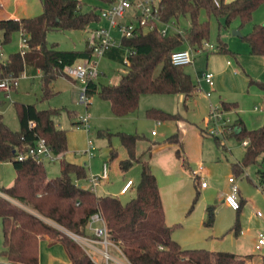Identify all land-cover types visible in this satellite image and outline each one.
<instances>
[{
	"label": "trees",
	"instance_id": "obj_1",
	"mask_svg": "<svg viewBox=\"0 0 264 264\" xmlns=\"http://www.w3.org/2000/svg\"><path fill=\"white\" fill-rule=\"evenodd\" d=\"M101 3L110 0H99ZM159 0V15L165 22H173L180 27V18L187 19L188 25L182 33H169L161 36L156 30L141 32L133 37H123L118 47L105 52L110 59L123 62L126 56L127 71L113 84H98L90 81L86 85L89 95L98 93L110 103L116 116H124L138 106L143 93H173L184 98L192 97L197 91L193 81L182 65L170 61L171 52L190 47L203 50V42L209 37V18L223 19V27L234 20L242 27L251 20L253 11L264 0ZM39 14L20 18L0 19V46L10 41L14 32L26 34L28 48L24 54L19 50L9 53L5 59L0 57V80L17 77L22 73L34 75L40 71L41 95L47 98L53 91L50 84L57 76L74 79L64 71L65 66L89 58L91 51L83 49H60L57 44L47 45L46 36L51 30H84L100 19V6L82 9L81 0H41ZM205 13L206 19H201ZM247 43L249 53L264 56V24H254L250 31L241 35ZM219 53H231L226 42L219 41ZM255 82L264 91V82ZM15 88V87H12ZM19 128L11 129L0 113V162H11L15 177L10 186L0 191L19 202L0 200V220L2 232L1 254L12 264H38L39 240L47 238L50 243L59 242L71 264H98L85 249L64 230L85 237L99 238L89 230L91 214L99 212L103 218L107 240L116 245L130 264H246L250 255L241 256L223 250L204 248H183L172 237L177 224L165 222L164 209L157 179L147 160L136 155V144L141 138L138 134L114 133L126 150L127 156L119 160L122 170L129 169L133 163L140 164V176L135 186V195L127 201L118 196L97 195L93 190L80 186L77 182L87 177L84 165L62 160L58 175L47 177L42 162L32 157L17 159L26 152L36 139H45L52 153L63 156L67 151L66 130L58 127L54 118L61 108L39 109L34 103H14ZM236 107L235 102L221 101L222 111ZM145 115L161 121H178L180 114H172L157 108H148ZM29 121L33 125L28 124ZM99 135L108 139L111 133L100 130ZM234 136L238 142L247 139L240 159L231 164L238 174L251 163L264 159V122L248 129L240 118H236L222 133L223 138ZM216 141L219 140L215 137ZM169 143H179L178 133L166 138ZM117 151L109 149V159H114ZM175 156L182 160L179 148ZM261 188L264 190V172L258 170ZM196 179V177H194ZM192 205L198 198L197 184ZM241 202L237 210L241 208ZM214 220L212 206L206 208L204 223L211 226ZM57 226H55V225ZM234 232H239L236 221Z\"/></svg>",
	"mask_w": 264,
	"mask_h": 264
},
{
	"label": "rangeland",
	"instance_id": "obj_2",
	"mask_svg": "<svg viewBox=\"0 0 264 264\" xmlns=\"http://www.w3.org/2000/svg\"><path fill=\"white\" fill-rule=\"evenodd\" d=\"M81 1L84 9L98 6L101 3L99 0ZM10 6H13L12 2H10ZM20 6L18 7L19 13L27 16L37 15L42 10L41 0H23ZM201 19H206L205 13H201ZM209 24L208 42L212 43L214 48L200 50L195 54L191 64L183 65L184 70L190 74L198 87L196 95L185 102L182 101L181 94L143 93L140 95L138 106L134 111L124 116H116L111 111L110 103L98 93L93 95L87 93L89 101L87 106L79 102L78 94L82 84L77 79L74 81V87L66 77L57 76L50 84L53 94L43 98L40 75L37 74L19 77L18 85L7 91L9 95H6L4 90H0V111L5 123L15 130L19 128L14 107L15 102L34 103L39 109L61 108L60 114L55 117V122L57 126L65 129L68 135L65 159L75 158L85 161L82 164L88 174L97 172L103 160L110 162L108 183H102L97 191L101 195L118 196L123 202L135 195V186L140 176V164L135 162L127 170L119 168V160L125 158L127 153L114 133L122 131L140 135L141 138L136 144V155L140 159L148 161L161 187L168 218L177 224L173 229L172 237L176 238L183 248L230 251L241 256L250 255L246 259V264H264V246L260 249L255 248L259 235H264V190L261 188L262 182L258 174V170L264 172V159L259 158L257 162L249 164L241 173L236 174L232 170L231 164L242 157L244 152L242 143L238 142L234 136L223 138L222 135L209 134L207 129L211 123H205L211 105L218 107L219 111L221 110L220 99L235 102L239 114L242 109L254 112L251 113L252 115H247L250 125L259 118L261 111L264 110V105H260L257 96L248 90V87L259 88L252 81H264V68L256 61L255 58L258 56L254 57L256 55L248 53V45L241 38V35L250 31L254 24H264V2L258 5L252 13L251 20L242 27L238 26V20H234L228 27H223V19L214 16H210ZM187 25V19L180 18V27L185 28ZM86 30H51L46 36L47 45L55 43L60 49H83L87 36ZM111 35L118 41L121 38L120 33L116 30H112ZM219 41L226 42L231 53H219L217 51ZM21 44V33L14 32L10 41L0 47V51L3 53L1 58L5 59L9 53L19 50ZM211 57L218 60L217 62L220 65L222 63L223 66L226 59L232 60V68L238 67V62L241 63V67L244 65L245 71L238 67L239 73L234 74L236 80H239V76L241 80L235 81L236 85L234 86L229 81L230 70L224 68L223 73L228 75V78L221 83V86H216V89L212 91L210 86L201 80L199 82L201 86H199L197 77L206 71L207 62L209 66L207 69L211 70ZM98 70L105 72V75H99L95 79L96 83L113 84L127 71V67L123 62L102 56L99 59ZM207 91H210L209 96L206 95ZM255 105L261 106L262 110L255 111L253 109ZM151 107L172 114H180L182 119L157 122L145 115L146 109ZM85 112L90 115L88 131L76 122L78 116ZM220 113L221 118L217 120L220 124L232 123L237 117L234 110H221ZM100 130L111 133L110 139L105 135H99ZM176 132L180 142L178 144L167 142L166 138ZM215 137H218L219 140L216 141ZM88 140L92 143L90 148L92 155L89 161L86 157L85 160L76 153L79 151L82 153L88 147ZM110 148L117 151V156L111 160L109 159ZM177 148H179L182 158L186 160V166L183 165L180 158L175 156ZM60 163V160L44 161L46 174L51 177L58 175ZM199 166L203 168L200 173L201 177L195 179L196 176L192 171H197ZM14 173L15 170L9 163L0 162V184H6L14 176ZM230 176L234 177L238 184V201L241 200V196L244 198L241 200L242 205L239 210L233 209L223 201L230 190L228 181ZM127 179L134 181L132 189L127 193L119 194L123 182ZM201 180L207 184L205 189L200 185ZM195 183L197 184L198 198L190 208L196 191ZM103 184L107 185L101 189ZM172 195L176 196V201L171 203L169 200L173 199ZM9 198L14 203H19L11 197ZM207 206H212L214 211V220L211 226L204 223ZM236 221L239 225L237 234L233 227ZM60 229L67 235H72L63 228ZM94 239H96L94 243L98 246V252H101V258L105 260L103 255L105 245L97 238ZM1 247L0 220V249ZM108 250L113 255L119 256L113 246L110 245ZM6 261L0 250V262Z\"/></svg>",
	"mask_w": 264,
	"mask_h": 264
},
{
	"label": "built area",
	"instance_id": "obj_3",
	"mask_svg": "<svg viewBox=\"0 0 264 264\" xmlns=\"http://www.w3.org/2000/svg\"><path fill=\"white\" fill-rule=\"evenodd\" d=\"M216 5L219 4L218 0H213ZM99 21L94 25L87 27V36L85 38V47L91 51L89 58L81 59L72 65L65 66L64 71L70 75L74 80L80 81L82 86L78 94L79 102L85 106L89 103L86 85L90 81L101 75V71L98 70L99 59L105 55V52L111 47H118L123 37H133L141 32H148L156 30L161 36H166L169 33H182L183 30L177 27L173 22H165L159 15V0H110L104 2L99 7ZM116 30L120 33L121 38L118 41L116 37L111 35V31ZM22 35V44L19 49L20 54H24L28 48L26 34L20 32ZM204 49H212L214 45L208 41L203 42ZM200 49L193 50L190 47L176 49L171 52L170 61L174 65H187L191 64L194 58V53L199 52ZM123 63H127L126 56L123 57ZM17 77H5L0 80V90L9 91L12 87L17 86ZM204 81L210 88L213 86V74L208 71L202 72L198 77ZM206 95H210V91L206 92ZM221 110L218 107L211 105L210 112L206 119V124L211 123L207 132L211 135H222L224 129L231 123H218L217 120L221 118ZM90 115L88 112L80 114L78 116L77 123L86 131L89 130ZM30 126L33 125L32 121H29ZM207 127V126H206ZM154 133V131H152ZM242 145L247 144V139H244ZM92 143L88 140V147L84 150V153L88 156L92 155L90 148ZM26 157H32L37 161L53 162L59 159L61 156H57L52 153L45 139L39 137L35 143L30 146L26 152L19 153L17 159H25ZM201 169V167H200ZM107 163L103 162L101 165V171L98 174H91L89 181L91 183V189H95L99 183L100 178H107ZM230 182V190L224 197V201L233 209L239 207L238 201V184L234 177L228 178ZM133 182L128 179L120 189L121 193L127 192L132 186ZM200 185L203 187L206 185L205 181L201 180ZM89 228L93 234L101 239V242L105 245L103 251L104 258L107 260L109 255L106 250V246L110 244L107 240V230L103 221V218L99 212L91 214L89 218ZM71 235V234H70ZM73 239H79V235H71ZM264 246V235L261 234L257 238L255 244L256 249H260ZM107 264V263H106Z\"/></svg>",
	"mask_w": 264,
	"mask_h": 264
},
{
	"label": "crops",
	"instance_id": "obj_4",
	"mask_svg": "<svg viewBox=\"0 0 264 264\" xmlns=\"http://www.w3.org/2000/svg\"><path fill=\"white\" fill-rule=\"evenodd\" d=\"M10 2H12V4H13V6L11 7L10 6ZM23 2V0H0V19L1 18H20V17H28L27 15H24V14H21V13H19L20 11H19V6L21 5V3ZM102 3H100L98 6H100ZM23 6V5H22ZM21 7V6H20ZM82 9H84V7L82 6ZM88 9V8H87ZM90 27V26H89ZM1 47V46H0ZM57 47H58V45H57ZM59 48V47H58ZM196 53H198V52H195L194 53V57H195V54ZM248 53H249V48H248ZM250 54V53H249ZM251 55V54H250ZM1 56H3V53L0 51V57ZM105 56V55H104ZM107 57V56H106ZM254 57H257V56H254ZM109 58V57H108ZM255 59H257L256 61H258L262 66H263V68H264V56H258L257 58H255ZM248 61H250L249 59H247ZM218 60H215L213 57H211V64H210V68H211V70L210 69H207L209 66H208V62L206 63V71H208V72H211L212 74H213V82H214V84H213V86L211 87V89H212V91L213 90H215L216 89V86H221V83H223L227 78H228V75L226 76V75H224V73H223V71H224V68L225 69H227V70H230V72H229V75H230V78H229V81L230 82H232V84L235 86L236 85V82L235 81H240L241 80V78H240V76L238 77L239 78V80H236L234 77V74H236V73H239V69H238V67L239 68H241L243 71H245V66L243 65V67H241V63H239L238 61V67L237 66H234L233 68H232V60H230V59H226L225 60V65L223 66L222 65V63H221V65L217 62ZM220 65V66H219ZM226 66V67H225ZM204 72V71H203ZM37 74H39L40 75V71H38L36 74H34V76L35 75H37ZM101 74L102 75H105V72H101ZM197 75V74H196ZM199 75V74H198ZM29 77L30 75H27V74H25V73H22V74H20L19 75V77ZM248 78V77H247ZM18 80H19V78H18ZM69 80V79H68ZM197 80H198V78H197ZM244 80V79H243ZM71 81V80H70ZM75 81V80H74ZM74 81H71V83H72V86H74ZM202 81V80H201ZM200 82V81H199ZM198 82V85L199 86H201V84ZM229 82V83H230ZM262 82H264V81H262ZM17 85H18V83H17ZM16 87V86H15ZM75 87V86H74ZM223 88H224V86H223ZM248 90L250 91L251 90V92L253 93V95H255V96H257V98H258V102L260 103V105H264V92H263V90H261V89H259V88H256L255 86L254 87H248ZM5 92V94L6 95H9V93L7 92V91H4ZM196 93H197V91L194 93V95H196ZM193 95V96H194ZM192 96V97H193ZM181 98H182V101L183 102H185L186 100H188V99H190L191 97H188V98H184L183 97V95H181ZM221 101H227V102H233V101H230V100H227V99H220V102L219 103H221ZM52 108H54V107H52ZM255 111H261L262 110V108H261V106H257V105H255L254 106V108H253ZM231 110H234L235 111V113H236V118H240L242 121H243V123H244V125L248 128V129H252V128H256V127H258V126H260V124L262 123V122H264L263 120H264V110H262L261 111V113H260V116H259V118H257L256 120H255V122L252 124V125H250V121H249V118H247V115H252L251 113H254V112H251V111H247V110H244V109H242L241 111H240V114H239V112H238V109H237V105H236V107L235 108H233V109H231ZM0 113H1V111H0ZM2 114V113H1ZM243 118H242V117ZM235 118V119H236ZM206 119H207V117H206ZM206 119H205V123H206ZM250 119H251V117H250ZM78 120V119H77ZM77 120H76V122H77ZM54 122H55V118H54ZM158 122V121H157ZM55 124H56V122H55ZM206 126V125H205ZM58 127H60V126H58ZM60 128H62V127H60ZM15 130H17V129H15ZM66 135H67V132H66ZM67 139H68V135H67ZM243 147H244V145H242ZM84 152V151H83ZM82 152V153H83ZM79 156H81V157H83L85 160H86V158H87V160L89 161L90 160V158H91V156H88L87 154H82L80 151L79 152H76ZM66 153L63 155V156H61L59 159H57V160H60V161H62V160H65V161H69V162H74V163H78V164H82V163H84L85 161H81V160H77V159H75V158H73V159H71V158H67V159H65L66 157ZM86 157V158H85ZM56 161V160H55ZM103 162H106L107 163V173H108V175H107V178H100L99 179V183H98V185L96 186V188L95 189H91V183H90V181H89V175H91V174H98V173H100V171H101V165H102V163ZM5 163H9L12 167H13V165H12V163L11 162H5ZM83 165V164H82ZM101 165H100V169L97 171V172H90L89 174L87 173V177L85 178V179H83V180H80V181H78L77 183L80 185V186H82V187H86V188H89V189H91V190H93L97 195H101V194H98V191H97V189H98V187L102 184V183H108V179H109V172H110V162H107L106 160H103L102 162H101ZM119 165V164H118ZM88 167H89V164H88ZM200 167H201V169H200ZM90 168V167H89ZM120 168V167H119ZM60 169H61V163H60ZM60 169H59V172H60ZM198 169H199V171H201V172H199L198 171ZM198 169H197V171H192L193 172V174L196 176V178H200L201 177V174L200 173H202V170H203V168H202V166H199L198 167ZM14 177H15V173H14V176L11 178V179H9L7 182H6V184H4V185H2V184H0V188H2V187H7V186H10L11 184H12V182H13V180H14ZM47 177L48 178H50L51 176H49L48 174H47ZM128 180V179H127ZM126 180V181H127ZM132 180V179H131ZM126 181H124L123 182V184L126 182ZM132 182H133V184H132V186L130 187V189L128 190V191H130L131 189H132V187H133V185H134V181L132 180ZM158 183V182H157ZM123 184H122V186H123ZM107 184H103V187H101V189H104L105 188V186H106ZM121 186V187H122ZM158 187H159V191H160V196H161V200H162V204H163V209H164V216H165V222L168 224V225H172V224H174L173 223V221L172 220H169V218H168V212H167V207H166V203H165V199H164V196H163V194H162V190H161V187H160V185H159V183H158ZM202 187V186H201ZM207 187V184L205 185V186H203V188L205 189ZM121 189V188H120ZM127 191V192H128ZM127 192H125V193H127ZM119 194H124V193H121L120 192V190H119V192H118ZM173 196V195H172ZM0 197H1V199L2 198H5V199H10L9 197H8V195H6L5 193H3V192H1L0 191ZM171 198V197H170ZM241 198V200H243L244 198L241 196L240 197ZM174 199V200H173ZM173 199L171 200H169L171 203H172V201H176V196L174 195L173 196ZM241 200L239 201V203L241 202ZM11 201V200H10ZM224 201V200H223ZM11 202H13V201H11ZM14 203V202H13ZM16 204H19V203H16ZM175 204V203H174ZM171 216H172V213H171ZM174 220V219H173ZM89 230L90 231H92L90 228H89ZM174 239H176V238H174ZM74 240H76L84 249H85V251L87 252V254L96 262V263H98V264H130V263H128L127 262V260L124 258V256L122 255V253L120 252V250H119V248L116 246V245H114V244H108L107 246H106V250H107V253H108V255H109V258L106 260H103L102 258H101V256H100V253L101 252H98V246L94 243V242H96V239H94L93 237H83V236H81V237H79V239H74ZM98 241H100L101 242V239L100 238H98ZM176 241H178L177 239H176ZM257 242V241H256ZM256 244V243H255ZM113 246V248L115 249V251L119 254V256L118 255H113L111 252H110V250H108V247L109 246ZM181 245V244H180ZM182 246V245H181ZM2 248V247H1ZM1 250V249H0ZM0 264H12V263H10V262H8V261H6V262H0ZM38 264H71V262H70V260H69V258H68V256H67V254H66V252H65V250H64V247H63V245L61 244V243H59V242H54V243H50L49 242V240L47 239V238H42V239H40L39 240V256H38Z\"/></svg>",
	"mask_w": 264,
	"mask_h": 264
},
{
	"label": "water",
	"instance_id": "obj_5",
	"mask_svg": "<svg viewBox=\"0 0 264 264\" xmlns=\"http://www.w3.org/2000/svg\"><path fill=\"white\" fill-rule=\"evenodd\" d=\"M236 33H238L237 31H236ZM70 235V234H69ZM71 236V235H70Z\"/></svg>",
	"mask_w": 264,
	"mask_h": 264
}]
</instances>
